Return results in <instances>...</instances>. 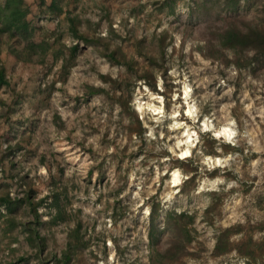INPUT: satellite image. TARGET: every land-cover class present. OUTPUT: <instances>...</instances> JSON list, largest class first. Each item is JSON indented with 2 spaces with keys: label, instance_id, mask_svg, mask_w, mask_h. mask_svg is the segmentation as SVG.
Returning <instances> with one entry per match:
<instances>
[{
  "label": "rangeland",
  "instance_id": "374dc122",
  "mask_svg": "<svg viewBox=\"0 0 264 264\" xmlns=\"http://www.w3.org/2000/svg\"><path fill=\"white\" fill-rule=\"evenodd\" d=\"M24 2L31 35L5 39L0 55L7 81L0 86V264H264V47L242 39L264 36V0H61L60 15L48 10L50 0ZM189 43L195 47L185 52ZM10 47L29 60L18 61ZM233 65L246 74L229 80ZM213 69L225 83L202 86ZM185 77L203 115L236 122L238 145L222 148L237 159L205 175L239 177V189L201 191L191 157L172 161L192 173L181 185L165 187L167 175L153 183L158 154L146 137L135 152L126 142L118 155L104 154L121 136H143L144 122L129 107L136 81L154 92L164 81L169 111L184 100L177 80ZM201 135L207 154L218 155L217 141ZM141 156L148 172L133 179ZM110 176L120 187L101 191L113 187ZM137 194L145 204L133 211ZM225 230L230 240L215 253ZM34 232L42 244L30 242Z\"/></svg>",
  "mask_w": 264,
  "mask_h": 264
},
{
  "label": "clouds",
  "instance_id": "9594fccd",
  "mask_svg": "<svg viewBox=\"0 0 264 264\" xmlns=\"http://www.w3.org/2000/svg\"><path fill=\"white\" fill-rule=\"evenodd\" d=\"M181 40V35H176V43L179 45ZM202 43V42H201ZM195 47V44L189 43L188 47H185L184 51L188 52L189 48ZM169 52L172 51L171 48L168 49ZM226 55L229 59L233 58V52L231 50H225ZM253 53H249L252 55ZM197 60L206 66L211 64V60H202L201 53H194ZM228 79L233 80L237 77L238 73L246 74L247 70L237 69V67L230 66L228 69ZM213 69V74L205 77L201 81L202 86H207L211 84L214 80L219 79L215 74ZM173 75H183V73H176L175 67H173ZM250 79V77H249ZM159 80V76H157ZM138 87L133 93L131 100L129 101L130 109L139 114L140 118L143 120V127L145 129L142 137H137L133 135L125 140L123 136L119 141L118 145L109 146L105 149L104 154L116 153L117 155L120 152V149L123 148L124 144L128 143V148L130 152H135L144 137H146L151 145L154 142L155 146L153 151L158 154L156 159L151 160L150 166L156 171V179L153 180V183H156L158 180L162 179L165 175L170 177L168 180H164L165 187L169 184L172 185H181L184 181L188 180L192 173L186 172L183 167L174 166L172 161L174 158L179 160H186V158L191 157L193 162L199 166V174L203 177L200 182V190L204 192H227L229 189H239V177L236 180H228L224 177L223 173L217 175L214 179L209 180L205 175L206 171H211L215 168L220 169H230V161L237 159L236 155L231 153L225 154L224 149L222 148L223 144H231L233 146L238 145L236 139L238 132L236 128L235 120L229 119L226 123L214 124L213 120L215 117L205 116L202 113V109L198 106L196 100L192 99V85L187 81V78L177 80L178 84H181L183 87L184 100L182 103H177L171 105L169 111H165V99L166 97L160 95V93L165 92L163 87L164 81H159V92H154L146 85L144 80L136 81ZM225 80L219 79V84L223 85ZM59 87V85H57ZM58 95V94H57ZM72 95H83L80 92H73ZM115 111L119 113L121 111L119 105L116 106ZM131 123L129 118L123 119L124 125H129ZM202 133H209L208 139H214L217 143L214 145V152L218 155H209L207 154V149L204 147V137ZM96 140H99L100 137H95ZM92 141H90L91 143ZM199 145V147H198ZM193 149H195V156H193ZM162 153H170L171 155H161ZM145 159L144 156H141L137 160L136 167L131 173L133 179L140 180L141 177L137 176V173H147L148 167H141L140 161ZM75 160V158H74ZM74 162V161H73ZM87 165H82V168H86ZM114 168V165H113ZM45 169L40 168V172L43 173ZM71 175V171H69ZM80 175H83L81 171ZM123 175V173H121ZM111 185L113 186L110 189H102L101 191H115L116 188L120 187L117 184L116 180L111 176L109 177ZM222 186V187H221ZM137 189L140 188V184L137 183ZM179 191V189H177ZM101 193L97 192L95 194H90V199L95 201L97 196ZM47 195V192L44 193ZM174 193H169L166 199H171ZM237 196L240 195L239 192L236 193ZM142 194H137L135 197L136 203L133 206V211L138 209L140 205L145 204V199L141 198ZM83 198V197H82ZM239 202V201H237ZM79 207V205H77ZM103 204L98 205L97 209L102 208ZM151 204H147L143 208V215L147 217L151 211ZM96 210H93L91 207L86 208V212L92 214ZM41 211H43L41 209ZM133 217H129L131 220ZM211 235V230L209 231ZM12 247H16L13 245ZM234 254V253H233ZM243 264V261H241Z\"/></svg>",
  "mask_w": 264,
  "mask_h": 264
},
{
  "label": "trees",
  "instance_id": "16d2710c",
  "mask_svg": "<svg viewBox=\"0 0 264 264\" xmlns=\"http://www.w3.org/2000/svg\"><path fill=\"white\" fill-rule=\"evenodd\" d=\"M59 1L61 0H50V5L48 10L50 12H54L57 15L62 14V8L59 6ZM27 11L28 8L25 5L24 0H2L0 3V55L2 49L4 47V40H9L11 38H15L16 36L21 37H30V25L27 21ZM72 34L79 39L83 38L77 35L75 28L71 29ZM233 38V35H230L228 38ZM243 40L247 42H253V44H257L259 47H264V36L260 33L256 34L252 31L250 34H245L242 37ZM40 48V47H39ZM42 48V47H41ZM10 52L16 55L18 61L27 62L28 55L26 54H19L14 48H9ZM47 50L46 48H42V51ZM76 51L75 47L70 48V52L73 55ZM7 85V81L5 79V70L3 67L0 68V86ZM26 200H30V197H26ZM4 204L11 202L10 199L2 200ZM55 202V201H54ZM56 204V203H54ZM34 212L36 208L33 207ZM185 215L182 214L179 217L182 218ZM151 220H153V216H151ZM190 223L193 222V217H188ZM230 231L225 230L222 231L219 236L216 238V245H215V253L219 252V249L222 246V242L228 243L230 240ZM38 240L40 244L43 243V239L38 235V233L34 232L32 238H30V242H35Z\"/></svg>",
  "mask_w": 264,
  "mask_h": 264
}]
</instances>
